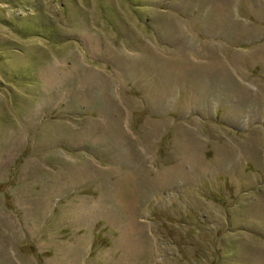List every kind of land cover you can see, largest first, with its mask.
<instances>
[{
  "label": "rangeland",
  "instance_id": "rangeland-1",
  "mask_svg": "<svg viewBox=\"0 0 264 264\" xmlns=\"http://www.w3.org/2000/svg\"><path fill=\"white\" fill-rule=\"evenodd\" d=\"M0 264H264V0H0Z\"/></svg>",
  "mask_w": 264,
  "mask_h": 264
},
{
  "label": "crops",
  "instance_id": "crops-1",
  "mask_svg": "<svg viewBox=\"0 0 264 264\" xmlns=\"http://www.w3.org/2000/svg\"><path fill=\"white\" fill-rule=\"evenodd\" d=\"M187 11V9H185V10H173V14H175L174 16L175 17H186V16H188L187 15V13H185ZM177 13H178V15H177ZM157 15H153L154 17H160L161 15H165V14H168V12H166V11H163L162 9L161 10H158L157 11V13H156ZM194 17H197L196 15H195V13H194ZM202 19H204V18H202ZM158 23H159V21H158ZM198 46V45H197Z\"/></svg>",
  "mask_w": 264,
  "mask_h": 264
}]
</instances>
